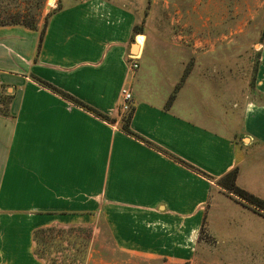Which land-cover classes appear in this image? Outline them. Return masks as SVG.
I'll list each match as a JSON object with an SVG mask.
<instances>
[{
  "label": "crops",
  "instance_id": "1",
  "mask_svg": "<svg viewBox=\"0 0 264 264\" xmlns=\"http://www.w3.org/2000/svg\"><path fill=\"white\" fill-rule=\"evenodd\" d=\"M155 3L57 0L36 30L0 27V264H44L33 234L50 228L89 231L85 264H201L217 180L237 168L247 189L238 150L264 146V0L216 19L194 0L195 59L175 45L152 72L132 70L146 44L134 28ZM123 88L129 128L151 146L121 130Z\"/></svg>",
  "mask_w": 264,
  "mask_h": 264
},
{
  "label": "rangeland",
  "instance_id": "2",
  "mask_svg": "<svg viewBox=\"0 0 264 264\" xmlns=\"http://www.w3.org/2000/svg\"><path fill=\"white\" fill-rule=\"evenodd\" d=\"M46 1L0 0V18L6 19L20 13L22 17L27 16L28 21H35L36 28H40L44 25L48 13L57 6V0L51 1L48 3L51 9L47 12L45 11ZM164 1L166 0H156V3L150 4L149 8L145 5L143 14L141 13L142 16L140 15L141 18L137 21V27L145 28L146 33L144 53L140 62L137 63L140 72H152L155 62L170 59L172 55H176L178 49L175 45L180 46V52L186 56V59H195L191 58L190 53L187 52L189 49L187 47L194 45L198 38L194 36L199 27L192 15L196 6L193 3L194 0H168L169 4H165ZM204 1V10L201 11L202 9L198 8V12L204 18H210L213 15L215 19L220 18L221 15L231 12L233 7L242 11L244 6V0H233L234 3L224 0L223 7L220 6L219 0ZM207 2L210 3L207 4ZM254 7L255 5L253 10H258V15L261 10ZM262 11L260 14L264 18V8ZM262 23L264 24V19ZM238 54H240L237 57L239 60H257L256 52ZM126 113L124 112V116ZM245 142L247 143V140ZM238 151L239 163L242 166L241 180L247 188L244 190L264 200V146L253 145L248 149L239 148ZM205 227L209 238L197 252L201 264H264L263 213L242 207L233 196L225 194L217 200L214 195L207 207ZM52 231L56 243L50 246L45 259L49 260L50 264H56L55 260H50L49 257L54 259L58 256L62 258L57 261L59 264H85L89 231L57 228ZM203 234L204 229L201 231V236ZM106 246L110 247V245Z\"/></svg>",
  "mask_w": 264,
  "mask_h": 264
},
{
  "label": "trees",
  "instance_id": "3",
  "mask_svg": "<svg viewBox=\"0 0 264 264\" xmlns=\"http://www.w3.org/2000/svg\"><path fill=\"white\" fill-rule=\"evenodd\" d=\"M49 14L50 13H48V15ZM34 24H35V21H33V20L28 21V17L27 16L22 17V15L20 13L18 15L8 17L6 19L0 18V27L22 26V27L30 29V30H36L37 28ZM140 30H141L140 28L135 27L134 33L137 34V33L141 32ZM42 35H43V30L41 31V33L39 35V44L42 40ZM52 90H54L58 94H61L65 99L70 100V102H72L73 105L81 108L82 110L86 111L87 113H90L93 116L100 118L101 120L106 121L107 123H113V120L110 117L97 112L96 110L92 109L91 107L84 105L81 102H79V101H77V100H75V99H73L67 95L62 94L55 89H52ZM171 99H172V96H171ZM7 107H8V102L4 101V100H0V114L8 116ZM131 112L132 111H129L126 113L125 116L123 115L122 121H121L122 122L121 130L126 135L151 146L149 142L143 140L141 137H139L138 135H136L135 133H133L130 130L129 124H130V119H131ZM153 148L158 150V151H161L158 147H153ZM236 178H237V168H234L231 171H229L227 174H225L222 178L218 179L217 184L228 196H233L235 198V200L237 199V202L240 205H242V207L250 208V209L254 210V212L259 211V212L264 214V200L256 197L255 195L247 192L244 189L239 188L236 185ZM57 229H60V228H57ZM61 230H68V229H61ZM70 230H73V229H70ZM44 238H47V240H44ZM33 243L35 246V255L39 259L43 260L44 264H50L49 260H46L45 257L49 253L50 246L53 243H56L52 228L36 231L33 234ZM49 258H50V260H55L54 262L56 264H59L57 262L58 260H62V258L61 257L59 258L58 256H55L54 259H51V257H49ZM68 261H72V260L69 259Z\"/></svg>",
  "mask_w": 264,
  "mask_h": 264
},
{
  "label": "built area",
  "instance_id": "4",
  "mask_svg": "<svg viewBox=\"0 0 264 264\" xmlns=\"http://www.w3.org/2000/svg\"><path fill=\"white\" fill-rule=\"evenodd\" d=\"M137 59L134 57H129V68L130 69H136L138 67L137 65ZM120 97L122 100V104H121V110L123 112H129L131 111V107L129 106V103L131 101V95L130 93L126 90V89H122L120 92Z\"/></svg>",
  "mask_w": 264,
  "mask_h": 264
},
{
  "label": "water",
  "instance_id": "5",
  "mask_svg": "<svg viewBox=\"0 0 264 264\" xmlns=\"http://www.w3.org/2000/svg\"><path fill=\"white\" fill-rule=\"evenodd\" d=\"M51 1L50 0H47L46 1V7H45V11H47V12H49L50 11V9H51V7H50V5H48V3H50ZM134 50H135V48H134Z\"/></svg>",
  "mask_w": 264,
  "mask_h": 264
},
{
  "label": "bare ground",
  "instance_id": "6",
  "mask_svg": "<svg viewBox=\"0 0 264 264\" xmlns=\"http://www.w3.org/2000/svg\"><path fill=\"white\" fill-rule=\"evenodd\" d=\"M50 1H54V0H50Z\"/></svg>",
  "mask_w": 264,
  "mask_h": 264
}]
</instances>
